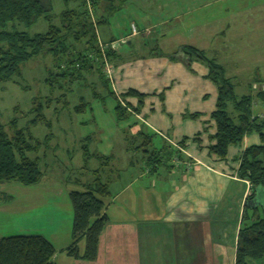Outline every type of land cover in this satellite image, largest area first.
I'll use <instances>...</instances> for the list:
<instances>
[{"label":"rangeland","instance_id":"374dc122","mask_svg":"<svg viewBox=\"0 0 264 264\" xmlns=\"http://www.w3.org/2000/svg\"><path fill=\"white\" fill-rule=\"evenodd\" d=\"M41 1L44 3V0ZM183 1H185L187 28L200 22H209L215 17L220 19L217 23L218 27L213 25L196 30L192 28L184 33L177 32L176 27H170L175 24L174 21L160 24V20L166 17L162 11L151 18L145 17L146 24L150 25L149 32L146 34L140 28V25H144V21L138 22L135 18L132 22L127 15L129 14L127 9L137 7V4L130 0L108 17L110 28L121 33L123 40L122 44L114 46V49L121 52L116 59L122 62L114 61V58L107 60V65L112 68L111 76L112 65L137 61L135 65L140 64V70H136L135 75L128 81H131V88L140 93H147L140 105L136 97H127L123 101L120 96L123 102L120 101V104L130 115L123 120L116 118L114 110L116 101L109 93L112 92L111 84L103 85V79L100 77L86 76L85 85L76 82L66 84V81L63 82L60 78H52L55 73L61 71L58 68L62 61H66L65 56H59L60 58L57 59L52 54L39 55L23 63L18 75L0 85V123L4 131L11 135L9 122L14 118L18 129L41 143L38 152L29 156L39 158V167L43 173L40 182L36 185L24 186L17 182L3 184L4 191L12 199L7 201L8 211H4L6 214L0 218L1 238L42 236L55 249L52 258L54 264H71L72 257L66 254L71 244L72 224L69 193L81 191L82 185L91 183L95 179V171L104 172L103 181L110 179L111 164L117 167L115 156L123 144L130 148L137 146L133 144V137L129 135L135 132V129L131 127L134 115L148 120L151 126L173 140L181 133L190 137L199 130L197 137L202 139L209 133L212 126L209 113L215 109L218 85L207 79L209 71L205 63L192 59L189 63L190 69L184 71L176 65L179 63L183 66V63L169 59V57H183L179 53L181 47L192 46L203 51L207 59L216 60L223 67L224 76L234 83L235 93L239 96L246 93L254 96L264 88V0ZM204 1L206 4L203 3L201 11L197 14L193 13L198 10V3ZM116 4L117 1H114L113 5ZM48 5L50 23L58 25L61 12L69 8L70 4L64 3L63 0H49ZM103 6L104 3L97 10L98 16ZM163 8L165 9L164 6ZM89 9L95 24L96 17L91 4ZM238 11L244 12L238 13ZM47 27V22L40 18L29 29L22 27L20 29L29 35H35L45 33ZM103 30L105 25H99L96 31L97 39L98 34L100 35ZM213 32L218 34V39L214 38L212 42ZM112 35L115 39V32H112ZM127 42L132 43L127 45ZM106 50H109L108 46L103 48L104 54ZM153 56L170 60L169 62L176 65V68H170L166 61L167 63H163L165 67L159 69L154 67L158 70H153L154 68L149 65ZM103 68L104 66L101 70L107 78ZM144 69H146L144 74H138ZM193 70L198 74H195ZM150 71H155L154 75ZM203 72H207V75L202 77ZM151 78L155 83H149ZM47 79L49 81H46ZM172 80L175 83L171 88L169 85ZM154 85L156 87H153ZM164 87H169L171 92L166 94L168 89ZM153 89L157 90V93L151 95ZM80 98L86 105L83 112L76 113L73 108L79 105ZM40 101H46L43 113L49 122L47 126L29 124V120L34 115L28 112L33 102ZM130 104L138 108V114H135ZM252 111L254 116L263 118L264 104L254 100ZM191 114H196L197 117L191 119L188 117ZM261 134L262 136H259L252 132L242 139L241 144L234 145L241 152L238 158L244 150L243 146L264 145V129ZM149 135L151 144L148 150L153 148L163 150V142L160 141L156 132H151ZM121 136H126L125 143H122ZM179 139L177 137V140ZM84 144L88 145L89 155L83 153L82 145ZM173 153L168 159L156 156L154 159L158 162L167 161L171 166H175L177 161L173 160V158L176 159ZM110 155L114 157L112 162ZM235 157L228 152V161ZM131 174H133L132 171L121 172L118 186L127 182ZM116 189L117 187L115 189L112 187L111 192L114 193ZM78 243V248L82 252L84 240ZM250 264L263 263L251 261Z\"/></svg>","mask_w":264,"mask_h":264},{"label":"trees","instance_id":"16d2710c","mask_svg":"<svg viewBox=\"0 0 264 264\" xmlns=\"http://www.w3.org/2000/svg\"><path fill=\"white\" fill-rule=\"evenodd\" d=\"M114 1H117L116 5H113ZM126 1L63 0L64 3L70 4V7L61 12L59 24L52 25L48 14L49 0H44V3L41 0H0V85L18 75L23 63L47 54H52L57 59L59 56L66 58L58 68L61 71L55 73L52 78H60L63 82L66 81V84L76 82L85 85L86 76L96 75L103 79V85H108V78H105L101 70L104 62L98 47L96 31L99 25L107 24L108 17ZM89 2L96 17L95 24L91 18ZM102 3L104 8L102 7V12L98 16L97 10ZM40 18L48 24L45 33L29 35L20 29L21 27L29 29ZM179 53L183 57L169 59L179 60L187 69H190L189 63L192 59L205 63L209 71L207 79L218 85L215 109L209 115L214 125V133L210 136L212 144L207 149L209 154L220 161H225L229 146L240 144L242 139L252 132L262 136L264 117L254 116L252 108L254 100L264 104V88L254 96L250 93L239 96L235 93L234 83L224 76V69L216 60L207 59L203 51L192 46L181 47ZM105 54L107 60L112 55L110 50H106ZM109 93L116 101L114 110L117 120L130 116L113 92ZM127 97H136L140 105L145 95L129 89L121 95L123 101ZM45 102H33L28 113L34 116L29 120V124L49 125L43 113ZM85 105L80 98L79 105L73 108L74 112H83ZM132 110L135 114L139 112L137 107H133ZM188 117L193 119L197 115L191 114ZM9 125L11 135L4 131L0 123V185L9 182H17L24 186L36 185L43 173L39 167V158L37 156L31 158L29 155L36 154L41 143L18 129L16 119L13 118ZM142 138L145 142L136 149L150 146V135ZM86 151L87 148L84 154ZM162 151L156 148L150 151L148 148L144 149L145 163L154 167L157 162L154 157H159ZM169 151L168 158L174 152L173 154L181 161L182 156H179L174 148L170 147ZM182 160L188 161L187 158ZM95 174V179L89 184L82 185L81 191L69 193L72 224L71 244L66 254L87 262L96 260L98 240L108 223L105 214L106 200L109 196L108 185L97 171ZM236 175L238 179L249 183L251 191L246 198L247 204L243 207L241 216L235 264H250L251 261L264 264V203L253 207L250 205L258 189L264 192V145H252L243 150ZM6 198L10 199L0 194V202ZM81 240H84V248L82 254H79L77 244ZM54 254L52 244L39 235L0 238V264H54L52 262Z\"/></svg>","mask_w":264,"mask_h":264},{"label":"crops","instance_id":"0c3cea01","mask_svg":"<svg viewBox=\"0 0 264 264\" xmlns=\"http://www.w3.org/2000/svg\"><path fill=\"white\" fill-rule=\"evenodd\" d=\"M130 1L136 3L137 7L127 9L129 12L127 15L130 16L132 22L135 18L138 22L143 20L144 25H140V28L146 34L149 32L150 25L146 24L145 17L151 18L162 11L166 17L160 20V24L174 21L173 26H168L176 27L177 32L181 33L192 28L196 30L207 26H217L220 20L215 17L209 22H200L187 28L185 1L183 0ZM203 3L206 4L205 1L198 3L199 8L193 13L200 12ZM243 12L238 11V13ZM104 25L105 30L100 35L98 34V41L109 47L112 55L108 60L114 58V61L120 62L116 56L121 52L114 49V46L123 43L122 34L116 29H111L110 23ZM112 32H115V39L112 38ZM217 35L212 33V42L214 38L218 39ZM130 43L132 42H127V45ZM166 61L170 68H176V65H179L184 71L187 70L184 65L181 66L179 63L173 65L164 57L153 56L149 65L159 69L165 67L163 63H167ZM136 62L129 61L116 66L112 65L113 74L108 81L119 102L121 101L120 96L127 90H135L131 88L132 84L128 79L135 75L136 70H140V64L135 65ZM157 68L153 70H158ZM145 70L138 74H144ZM193 71L198 74L195 70ZM150 72L154 75L155 71ZM201 75L203 77L207 75V72ZM149 83L155 82L152 79ZM174 83L172 80L169 86L172 88ZM165 88L168 89L166 94L171 92L169 87ZM156 93L157 90L153 89L151 95ZM140 94L147 95L146 92ZM130 105L135 107V105ZM133 117L131 127L135 129V132L129 135L133 137L134 145H141L145 142L142 137L156 132L160 141L163 142V151L159 158L167 159L169 148L173 147L182 159L187 158L188 161L183 162L182 159L179 161L176 157V159L173 158L177 161L175 166H171L167 161H157L154 167H151L145 163L146 153L143 152L149 146H145L146 148L142 146L139 150L136 149L137 146L130 148L123 144L115 156V161L119 165L116 163L117 167H114L115 165L111 164L110 179L107 178L104 181L109 190L105 208L108 223L98 240L96 260L87 262L71 258V264H235V249L241 216L243 207L247 204L246 198L251 191L249 183L238 179L236 175L238 154L240 155L241 152L234 145L229 146L225 161H220L208 153L207 147L212 144L210 136L214 133L213 122L209 133L203 139L197 137L198 130L195 135L188 137L181 133L173 140L158 131L156 127L151 126L148 120L138 115ZM126 136H121L122 143L126 142ZM177 137L180 139L177 140ZM85 148L89 155L88 145H82L83 153ZM228 152H231L232 157L237 156L228 161ZM112 157L110 155L111 162ZM134 168L136 170H133ZM124 170L132 171L133 174L127 182L118 186L120 173ZM98 173L102 179H105L103 171L102 173L98 171ZM112 187L114 189L117 187L114 193L111 192ZM0 194L11 198L4 191L3 184L0 185ZM7 201L9 199L6 198L0 202V218L6 214L4 211H8ZM263 203L264 192L258 189L250 205L253 207ZM78 252L82 254L83 251L80 252L78 248Z\"/></svg>","mask_w":264,"mask_h":264},{"label":"built area","instance_id":"2783aa9c","mask_svg":"<svg viewBox=\"0 0 264 264\" xmlns=\"http://www.w3.org/2000/svg\"><path fill=\"white\" fill-rule=\"evenodd\" d=\"M132 28H133L132 31H134V27L133 26H132ZM106 46L107 45L98 42V47H99V50L101 51L102 59H103V62H104L103 71L106 73V77L108 79H110V76H111V73H112V68H111V66L107 65V58H106V55L104 54V51H103V48H106Z\"/></svg>","mask_w":264,"mask_h":264}]
</instances>
